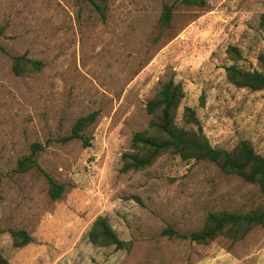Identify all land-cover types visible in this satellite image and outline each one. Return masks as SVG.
<instances>
[{"label": "rangeland", "instance_id": "374dc122", "mask_svg": "<svg viewBox=\"0 0 264 264\" xmlns=\"http://www.w3.org/2000/svg\"><path fill=\"white\" fill-rule=\"evenodd\" d=\"M165 1L173 0H0V248L12 264H264V225L236 242L162 233L193 231L210 211H251L264 202L258 185L171 154L122 171L133 134L149 123L148 101L172 76L185 91L179 120L192 106L213 145L249 139L264 155V89L238 87L226 70L230 44L244 52L239 65L261 68L264 0L179 6L157 40ZM24 53L44 68L16 74L12 57ZM92 111L88 145L60 140ZM34 142L46 145L42 168L65 184L58 199L37 168L15 170ZM98 215L134 241L131 250L91 242ZM12 229L31 242L16 247Z\"/></svg>", "mask_w": 264, "mask_h": 264}, {"label": "trees", "instance_id": "16d2710c", "mask_svg": "<svg viewBox=\"0 0 264 264\" xmlns=\"http://www.w3.org/2000/svg\"><path fill=\"white\" fill-rule=\"evenodd\" d=\"M95 4L105 14V8ZM207 0L165 1L158 21L161 31L156 35L159 40L163 32L174 27L175 10L179 6H206ZM103 7V8H102ZM264 28V13L260 18ZM228 56L235 62L226 67L227 78L238 87L253 90L264 89V51L258 54L261 68H246L237 62L244 58L243 50L236 44L227 48ZM14 72H38L45 66V61L28 56L26 53L12 57ZM185 96L181 81L172 76L166 80L155 95L148 101L146 110L150 114L148 125L136 131L130 142V148L122 154V171H139L151 167L165 154L179 155L182 159L206 160L215 163L223 172L238 175L245 181L256 184L264 194V155L257 151L249 139H241L233 148L213 145L204 131L202 122L192 106H185L179 120V109ZM99 111L82 115L74 122L71 132L61 137L62 142L81 139L89 144L87 129L96 121ZM46 149L40 142L32 144V151L18 161L17 172H27L37 168L46 175L49 182V194L58 199L65 190V184L47 173L38 162L39 152ZM3 174L0 173V187ZM264 225V202L248 212L221 209L208 212L204 223L197 229L185 232L173 225H167L162 233L170 237L190 239L208 244L218 238H227L236 242L244 238L252 229ZM14 245H28L32 236L26 229L11 230ZM91 242L98 246H115L117 249L131 250L133 240L123 239L113 227L108 215H98L89 230ZM0 264H12L0 248Z\"/></svg>", "mask_w": 264, "mask_h": 264}]
</instances>
